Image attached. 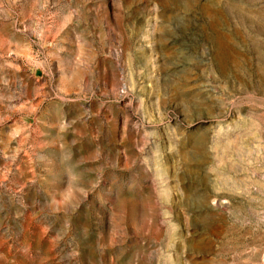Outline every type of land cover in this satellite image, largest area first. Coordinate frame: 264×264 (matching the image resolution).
Returning <instances> with one entry per match:
<instances>
[{"label": "rangeland", "instance_id": "374dc122", "mask_svg": "<svg viewBox=\"0 0 264 264\" xmlns=\"http://www.w3.org/2000/svg\"><path fill=\"white\" fill-rule=\"evenodd\" d=\"M0 264H264V0H0Z\"/></svg>", "mask_w": 264, "mask_h": 264}]
</instances>
